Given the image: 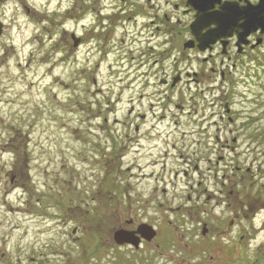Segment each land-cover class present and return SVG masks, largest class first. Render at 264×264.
Segmentation results:
<instances>
[{"label": "rangeland", "instance_id": "obj_1", "mask_svg": "<svg viewBox=\"0 0 264 264\" xmlns=\"http://www.w3.org/2000/svg\"><path fill=\"white\" fill-rule=\"evenodd\" d=\"M24 4L38 11L29 13ZM69 7L77 15L75 18L87 16L89 19L97 5L94 0L87 3L83 0H0V20L6 25L0 36V264H91L85 261L97 239L105 243L100 246L103 254L94 258L99 264H133L124 256L117 261L113 255L105 254L110 239L102 237V231L96 234L90 230L80 241L72 233L71 227L82 222L91 229L97 223L106 225L109 211L107 204L102 203L95 221L91 213L85 215L83 209H77L79 201L75 196L68 195L71 181L78 185L80 193L90 194L101 188L106 175V171L89 165L95 147L83 138L88 135V113L79 112L81 105L77 101H86L94 95L87 92L88 81L79 74L82 59L69 47L65 54L54 51L55 43L49 38L51 34H62L60 23L65 18L64 10ZM107 61H113V57L109 56ZM254 68L249 76L239 69L238 79H245L254 97L263 101L260 116L264 124V65ZM97 76L105 86L116 80L107 69ZM77 77H80L79 84ZM105 91L111 92L113 98L125 97L124 92L119 95V87ZM184 91L180 100L193 95L191 91ZM108 97L112 98L110 94ZM76 104L78 110H75ZM258 141L259 159L253 165L254 176H248L240 184L241 195L234 194L233 201L228 200L232 203L230 208L212 206L214 211L206 216L211 230L209 238L195 239L189 219L181 213L170 217L174 226L179 222L181 225L175 242L173 257L178 259L175 264H195L199 261L197 253L202 249L214 257L207 264H264V247L260 248L264 242V211L254 219V225L261 231L252 229L249 220L235 222L223 235L226 224L218 221L221 217L228 221L233 216L234 199L246 204L254 197L255 210L264 208V137ZM159 152L158 149L154 154ZM253 158L255 154H250L247 163ZM124 170L119 178L131 177V193H135V188L139 191L141 186L134 180L135 176L126 175ZM117 175L115 186L119 184ZM246 183L248 189H244ZM63 187L67 188L65 206L58 205ZM177 203L180 202L174 205ZM161 220L163 230L172 226L166 216L162 215ZM242 227H246L245 233H251L239 241ZM163 235L166 244L168 238L165 232ZM238 244H243L241 250L233 248ZM241 251L244 259H239Z\"/></svg>", "mask_w": 264, "mask_h": 264}, {"label": "flooded vegetation", "instance_id": "obj_2", "mask_svg": "<svg viewBox=\"0 0 264 264\" xmlns=\"http://www.w3.org/2000/svg\"><path fill=\"white\" fill-rule=\"evenodd\" d=\"M141 1L143 8L149 10L140 23L134 20L131 32L129 29L125 30L127 35L133 36L128 41L120 38L119 41L124 44L116 45V51L123 52L132 59L135 57L134 54L139 52L141 61L136 65L140 66L142 72L143 79L140 84L143 89L150 87L159 92L141 94L137 99L130 97L124 117L120 121L114 120V123L120 122L122 129L118 133L107 134L106 137L111 140L116 136L124 138V146L118 148L120 150L118 160L120 164L126 162L128 169L148 167L172 171L165 162L153 160L142 167L139 162L132 159L136 158L137 154L146 155L157 150L158 139L170 138L163 141L164 145L172 148L181 145L187 153L180 154L183 160L182 190L172 186L175 185L174 180L178 178L179 171H175L174 178L168 181L163 178L160 180V176L153 172L141 173L140 181L148 186L145 193L139 195L126 193L124 201L117 198L112 200L111 196L104 200L107 206L113 205L112 209H107L109 213L106 233L112 231L114 236L116 231H122L128 233L133 241H141L144 237H149V232H154L152 225H156L157 220L148 216L155 215L156 212L149 211L148 204L154 208L156 206L160 212L164 206L163 201L176 199L178 191L185 192L189 203L185 206V211L191 217H200L207 212L205 206L213 197L209 188L212 180L221 186L219 195L226 192L229 163H234L233 167L240 169L238 163L229 160L227 155L228 148L235 150V147L229 143V136H232V141H236L234 137L238 135L237 130L228 129V120L233 121L234 117V107L229 100L234 93L233 88L230 87L233 86V81L229 80V75L232 73L229 67H235L241 56L250 58L254 56L253 53L258 55L259 50L264 51L261 49L264 47L261 26L257 31L250 32L246 38L247 44L241 45V51L238 49V41L243 29H236V33H233L231 38L220 39L206 49L198 46L188 50L184 48L187 40L194 39L190 26L198 20V11L195 8H205L208 11L223 10L226 14H230L234 23L239 26L251 23L264 25V0ZM164 7L169 8V12H163ZM200 23L213 22L206 20ZM113 31L115 29L109 26L98 33L95 38V49L98 54L105 55L107 46L115 35ZM206 31L207 29H204L202 33ZM137 33L142 37L136 40L134 38L138 36ZM234 56L236 57L233 60ZM180 65L185 69L179 68ZM130 68L131 66H128L127 70ZM129 85L130 82L127 88ZM193 87L208 90V94L212 95L210 99L212 101L207 102L208 112L205 107L194 109V105L184 111L185 106L172 100L171 93L175 90ZM139 104L141 109L136 107ZM180 112L188 115L200 112L201 118L195 121L191 126L192 129H181L183 123L181 125L179 122ZM212 115H218V120H211ZM207 117H209L208 126H205L203 123ZM103 121L107 122V119ZM188 123L192 125L193 121L187 119L186 124ZM212 125L218 126L217 129L211 130ZM235 133L237 135H234ZM192 137L194 138L191 141ZM212 138L217 148L214 157L211 156L210 150ZM110 145L112 147L110 151H113L116 148L115 141ZM123 148L127 151L122 152ZM163 151L165 154L168 153V149ZM115 160L113 157H108L106 162L103 161L107 166H111L116 163ZM96 212L99 214L98 209ZM143 223H147L151 229L146 228ZM155 239L163 240L160 231ZM126 247H131L132 251L137 252L133 245Z\"/></svg>", "mask_w": 264, "mask_h": 264}, {"label": "water", "instance_id": "obj_3", "mask_svg": "<svg viewBox=\"0 0 264 264\" xmlns=\"http://www.w3.org/2000/svg\"><path fill=\"white\" fill-rule=\"evenodd\" d=\"M219 28H220V29H221V28H223V27H222V25H221V26H219Z\"/></svg>", "mask_w": 264, "mask_h": 264}]
</instances>
